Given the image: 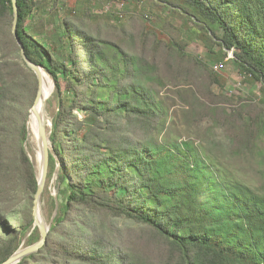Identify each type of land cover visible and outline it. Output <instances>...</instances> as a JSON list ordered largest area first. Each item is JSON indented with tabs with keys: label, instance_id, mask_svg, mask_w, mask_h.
<instances>
[{
	"label": "trees",
	"instance_id": "16d2710c",
	"mask_svg": "<svg viewBox=\"0 0 264 264\" xmlns=\"http://www.w3.org/2000/svg\"><path fill=\"white\" fill-rule=\"evenodd\" d=\"M87 1L16 0L15 36L0 0V263L40 239L25 148L38 80L17 37L55 82L58 187L45 242L16 264H264V192L202 142L177 139L156 89L188 98L186 125L207 118L234 156L264 163V0H102L99 12ZM196 41L259 95L218 106L211 88L226 79L188 52Z\"/></svg>",
	"mask_w": 264,
	"mask_h": 264
},
{
	"label": "rangeland",
	"instance_id": "374dc122",
	"mask_svg": "<svg viewBox=\"0 0 264 264\" xmlns=\"http://www.w3.org/2000/svg\"><path fill=\"white\" fill-rule=\"evenodd\" d=\"M66 3V0H60ZM102 0H88L87 4L93 9L94 12H99L101 9L107 7V2L102 4ZM104 5V7H103ZM111 6L120 8L121 3L119 0H111ZM178 22V20H176ZM188 52L203 59L206 64L211 67L216 61L209 58L206 55L205 49L200 42H193L188 46ZM233 56V54H232ZM223 62L222 70L218 73L226 79L225 88L223 92L217 91V87L213 86L211 88L213 95L212 100L218 102V106H223L225 111H230L233 107L232 104L226 102L227 99L233 98V100H238L237 96L243 98H253L259 95V85L253 83H245L242 77L238 73L236 66L230 62V60H225ZM194 87V86H191ZM55 88L49 98L44 104V113L48 119H51L55 113L58 105V99L55 94ZM159 94L164 97L165 102L169 106L170 112L176 117L177 126L173 129L172 133L177 135V139H191L196 143L202 142L207 148L208 152L212 153L217 157L218 160L222 161L226 166H228L233 173L238 175L240 178L248 181V183L256 186L260 191L264 192V163H261V158H252L248 156H243V153L237 154V157L230 152L228 147L229 141L228 137L223 133L222 129L219 127L210 128L211 124L209 119H204L196 129L192 126L186 125V119H188L185 111L188 110V105L184 102L185 99L188 100L184 95H179L178 91L170 88V85L159 87L157 86ZM234 103L236 101H233ZM239 106V104L237 105ZM167 134V132H166ZM30 136V137H29ZM174 137V136H171ZM30 142V143H29ZM221 142V143H220ZM26 151L33 162L36 173H39L40 159L38 154H40L39 144L37 140L32 139L29 133L25 142ZM37 149V150H36ZM230 153V154H229ZM57 174L56 171L50 173L47 168V174L45 178L43 192L41 194V209L42 215L45 223H49L53 214L51 206V197H57ZM54 213V212H53ZM26 244H22L20 248L26 247Z\"/></svg>",
	"mask_w": 264,
	"mask_h": 264
},
{
	"label": "water",
	"instance_id": "95a60500",
	"mask_svg": "<svg viewBox=\"0 0 264 264\" xmlns=\"http://www.w3.org/2000/svg\"><path fill=\"white\" fill-rule=\"evenodd\" d=\"M11 3H12V10H13L12 31L14 35L16 36L17 3H16V0H11ZM16 40L20 46L21 57L23 58L26 65L36 74V77L38 80L37 93H36L34 102L29 109V113L27 116L26 126L28 129L27 122H28L29 115L31 114V112L35 111L36 103L41 96V88H40L41 74L40 72L41 70H44L47 74L49 73L43 67L30 61L24 52L23 45L21 44V42L19 41L17 37H16ZM52 81H53V87L55 88V82L53 78H52ZM38 117L39 118L37 122L36 137H37V142L39 144V149H40V154H39L40 164H39V173L37 175V189H36L34 199H33V216H34L33 225L38 227V230L40 233V239L33 244L17 249L14 253H12L6 260L1 262L0 264H16L23 257L29 255L30 253L36 252L45 242L46 235L51 225V220L49 223H45L43 219L42 209H41V194L43 192L45 178L47 174L49 152L52 151V144L50 141V132H51V127H52V122H51V119H46V117H42V116H38ZM27 137H28V133H27ZM56 208H57V201H56ZM56 208L54 210L53 216L56 213ZM39 214L41 218H39Z\"/></svg>",
	"mask_w": 264,
	"mask_h": 264
},
{
	"label": "bare ground",
	"instance_id": "6f19581e",
	"mask_svg": "<svg viewBox=\"0 0 264 264\" xmlns=\"http://www.w3.org/2000/svg\"><path fill=\"white\" fill-rule=\"evenodd\" d=\"M40 74H41L40 76L41 77V81H40L41 96L36 103L35 111L31 112L28 118V122H27L29 133L32 136V139H35V140H37L36 130H37V122L39 118L38 116L46 117V119H48L44 113V104H45V101L49 98V95L51 94L53 90V81L50 75L47 74L44 70H41ZM39 218H41L40 214H39Z\"/></svg>",
	"mask_w": 264,
	"mask_h": 264
},
{
	"label": "built area",
	"instance_id": "2783aa9c",
	"mask_svg": "<svg viewBox=\"0 0 264 264\" xmlns=\"http://www.w3.org/2000/svg\"><path fill=\"white\" fill-rule=\"evenodd\" d=\"M228 58H230V57L227 55V58L226 59H228ZM211 68L214 71H220L223 68V63H221V62H215L214 64H212Z\"/></svg>",
	"mask_w": 264,
	"mask_h": 264
}]
</instances>
